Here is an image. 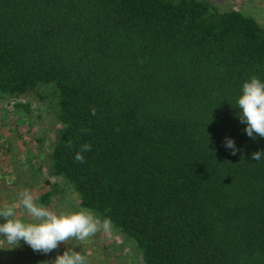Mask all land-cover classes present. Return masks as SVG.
Returning <instances> with one entry per match:
<instances>
[{"label":"trees","instance_id":"trees-1","mask_svg":"<svg viewBox=\"0 0 264 264\" xmlns=\"http://www.w3.org/2000/svg\"><path fill=\"white\" fill-rule=\"evenodd\" d=\"M253 76L264 24L209 0H0V99L49 89L47 171L141 264H264V138L236 108Z\"/></svg>","mask_w":264,"mask_h":264},{"label":"rangeland","instance_id":"rangeland-1","mask_svg":"<svg viewBox=\"0 0 264 264\" xmlns=\"http://www.w3.org/2000/svg\"><path fill=\"white\" fill-rule=\"evenodd\" d=\"M209 1L220 10L237 9L264 24V0ZM49 93L46 88L40 97L28 91L16 98L0 99V207L18 204L19 193L27 189L34 197L42 190L52 191L43 206L58 214L80 209L76 194L47 171L50 146L60 127ZM16 210L18 216L27 219L22 209ZM6 248L0 244V264H51L57 254L70 249L86 256L88 264H141L132 243L114 228L111 233L101 231L82 242L70 239L48 254L34 252L23 241L17 248Z\"/></svg>","mask_w":264,"mask_h":264},{"label":"clouds","instance_id":"clouds-1","mask_svg":"<svg viewBox=\"0 0 264 264\" xmlns=\"http://www.w3.org/2000/svg\"><path fill=\"white\" fill-rule=\"evenodd\" d=\"M236 104L238 118L245 125V133L252 139L257 136L264 138V82L255 76L244 82ZM92 114L95 115V109H92ZM225 147L231 149L232 155L236 154L237 148L233 140L226 139ZM87 151H91V145H82L75 154V160L83 163L82 153ZM262 156L264 151L251 154L255 161H259ZM36 199L31 191L25 189L19 193L18 204L0 207V219L3 220L0 223V244H6V250L19 247L23 241L34 252L48 254L70 239L82 242L98 232L113 231L110 219H101L88 208L58 214L38 204ZM18 207L26 213L27 219L17 215ZM51 264H88V260L79 251L70 249L57 254Z\"/></svg>","mask_w":264,"mask_h":264}]
</instances>
